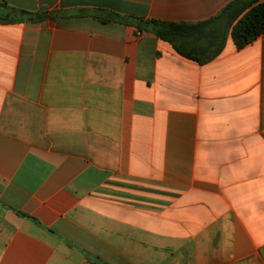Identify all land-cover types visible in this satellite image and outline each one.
<instances>
[{
	"label": "crops",
	"instance_id": "0c3cea01",
	"mask_svg": "<svg viewBox=\"0 0 264 264\" xmlns=\"http://www.w3.org/2000/svg\"><path fill=\"white\" fill-rule=\"evenodd\" d=\"M231 1L0 0V264H264V33L200 64L119 19Z\"/></svg>",
	"mask_w": 264,
	"mask_h": 264
},
{
	"label": "trees",
	"instance_id": "16d2710c",
	"mask_svg": "<svg viewBox=\"0 0 264 264\" xmlns=\"http://www.w3.org/2000/svg\"><path fill=\"white\" fill-rule=\"evenodd\" d=\"M57 15L52 12H22L20 20L43 21L55 19ZM110 19L100 18L103 22ZM119 19L139 30L153 32L159 39L169 42L183 57L206 64L221 54L228 36L237 49H242L264 33V0H233L216 16L200 22L175 23L142 17Z\"/></svg>",
	"mask_w": 264,
	"mask_h": 264
}]
</instances>
